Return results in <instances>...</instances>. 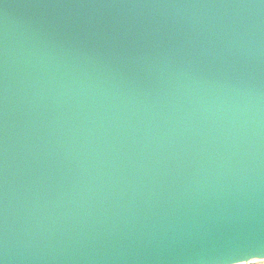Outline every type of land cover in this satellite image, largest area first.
<instances>
[{"label": "water", "instance_id": "water-1", "mask_svg": "<svg viewBox=\"0 0 264 264\" xmlns=\"http://www.w3.org/2000/svg\"><path fill=\"white\" fill-rule=\"evenodd\" d=\"M264 261V0H0V264Z\"/></svg>", "mask_w": 264, "mask_h": 264}, {"label": "snow or ice", "instance_id": "snow-or-ice-1", "mask_svg": "<svg viewBox=\"0 0 264 264\" xmlns=\"http://www.w3.org/2000/svg\"><path fill=\"white\" fill-rule=\"evenodd\" d=\"M253 264H256V261H253ZM259 264H264V261H260Z\"/></svg>", "mask_w": 264, "mask_h": 264}, {"label": "crops", "instance_id": "crops-1", "mask_svg": "<svg viewBox=\"0 0 264 264\" xmlns=\"http://www.w3.org/2000/svg\"><path fill=\"white\" fill-rule=\"evenodd\" d=\"M260 261H256V264H259ZM249 264H253V262L249 263Z\"/></svg>", "mask_w": 264, "mask_h": 264}]
</instances>
